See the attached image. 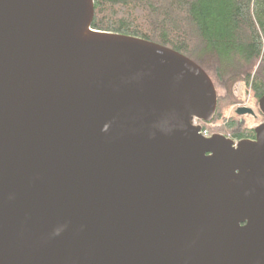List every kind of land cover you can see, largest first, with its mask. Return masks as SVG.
<instances>
[{
  "label": "water",
  "instance_id": "95a60500",
  "mask_svg": "<svg viewBox=\"0 0 264 264\" xmlns=\"http://www.w3.org/2000/svg\"><path fill=\"white\" fill-rule=\"evenodd\" d=\"M93 15L0 0V264H264V121L203 135L205 70Z\"/></svg>",
  "mask_w": 264,
  "mask_h": 264
},
{
  "label": "trees",
  "instance_id": "16d2710c",
  "mask_svg": "<svg viewBox=\"0 0 264 264\" xmlns=\"http://www.w3.org/2000/svg\"><path fill=\"white\" fill-rule=\"evenodd\" d=\"M93 1L92 29L164 45L205 70L217 93L214 124L232 126L227 111L241 102L237 84L256 99L264 95V0Z\"/></svg>",
  "mask_w": 264,
  "mask_h": 264
},
{
  "label": "flooded vegetation",
  "instance_id": "af4514ba",
  "mask_svg": "<svg viewBox=\"0 0 264 264\" xmlns=\"http://www.w3.org/2000/svg\"><path fill=\"white\" fill-rule=\"evenodd\" d=\"M243 86V84H242ZM250 92V99L245 100L244 102H239L233 105L229 118L233 122L232 126H226L225 123L217 121V123L203 122L201 120H195L196 125H199L201 129H205L207 136L213 134H221L226 138L232 140V142L237 143L240 140L244 139H255V128L264 121V115L260 111L258 106V99L254 97V93ZM237 93V92H236ZM239 93V92H238ZM237 93L238 96H240ZM249 98V97H248ZM240 107L250 109L252 113H245L244 115H238L236 110ZM212 120V119H211ZM231 124V123H230ZM216 127V131H211L210 128Z\"/></svg>",
  "mask_w": 264,
  "mask_h": 264
},
{
  "label": "rangeland",
  "instance_id": "374dc122",
  "mask_svg": "<svg viewBox=\"0 0 264 264\" xmlns=\"http://www.w3.org/2000/svg\"><path fill=\"white\" fill-rule=\"evenodd\" d=\"M238 93L239 95H240V97H241V102H244L245 100H247V99H250V92L248 91V92H246V90H245V87L244 86H242V84H237V86L235 87V93ZM236 93V94H237ZM249 97V98H248ZM251 101H253L252 99H250ZM233 108V106L232 107H230L229 109H228V111H227V115L229 116V114L231 113V109Z\"/></svg>",
  "mask_w": 264,
  "mask_h": 264
},
{
  "label": "built area",
  "instance_id": "2783aa9c",
  "mask_svg": "<svg viewBox=\"0 0 264 264\" xmlns=\"http://www.w3.org/2000/svg\"><path fill=\"white\" fill-rule=\"evenodd\" d=\"M201 133H202L203 135H207L205 129H201Z\"/></svg>",
  "mask_w": 264,
  "mask_h": 264
}]
</instances>
